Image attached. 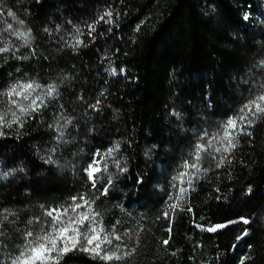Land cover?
<instances>
[{"label": "trees", "instance_id": "obj_1", "mask_svg": "<svg viewBox=\"0 0 264 264\" xmlns=\"http://www.w3.org/2000/svg\"><path fill=\"white\" fill-rule=\"evenodd\" d=\"M0 48V264L53 209L104 230L59 264H264V113L222 140L264 95V0H0Z\"/></svg>", "mask_w": 264, "mask_h": 264}, {"label": "snow or ice", "instance_id": "obj_2", "mask_svg": "<svg viewBox=\"0 0 264 264\" xmlns=\"http://www.w3.org/2000/svg\"><path fill=\"white\" fill-rule=\"evenodd\" d=\"M9 16H14V14L9 11ZM107 15H111L108 13ZM245 20L248 19L247 16L244 17ZM20 24H23V21H19ZM11 28V25H9ZM6 48H0V51H7ZM113 73L115 69H112ZM25 89L33 88L32 84H28L24 86ZM55 93L54 86H49L47 95H53ZM20 95L17 93L15 89L12 90L10 95ZM40 97H37L35 100L32 101L31 105L28 107H19V111L22 113H27L29 110L35 111L37 108V100H40ZM261 102H264V95L257 97L253 100L250 104L244 106L241 109V113L238 117H234L229 119L226 124V131L222 137V140L225 141V146L223 151L229 152L232 148L235 147L234 140V133L235 131H243L245 125H251L254 122V119L258 117L260 114L264 113V107H262ZM13 104H16V101H13ZM15 117V113L12 114ZM4 117L0 116V121H3ZM18 121V118L16 119ZM210 143V142H209ZM203 147V146H198ZM217 152L221 151L220 148L216 149ZM199 160V155L196 157ZM192 167H196L195 164ZM99 169H94L91 165L89 167V178H93V172L98 171ZM181 191H184L181 189ZM249 192L251 189L249 188ZM76 199L75 197L73 198ZM83 200V206H87L89 201L85 199L83 196L80 197ZM82 205L76 204L74 205L72 211L75 212L76 209L81 208ZM174 208L175 205H172ZM56 213V215H54ZM48 216L52 217V224L49 227L48 231H44L43 229L41 232L34 234L32 231H28L25 233V243L23 248L21 249L18 256L11 260V264H28V261H32V264H59V259L67 252L76 248L77 244L79 243V237L81 235L80 228L87 222L89 227L87 229L86 234L84 235L85 243L88 247H84L81 250L83 251H90L95 255H99L101 249V233H103V228L99 230L96 227L91 226L92 220L94 219L88 213L81 212L74 217H68L67 219H62V215L67 217L68 210L64 209L61 213L57 209H53L47 213ZM167 215V213H165ZM243 223H249L246 218H240ZM223 227V225L217 226ZM208 231H216V227L209 228ZM69 233L71 235H69ZM247 235V231L237 237V239H243V236ZM117 240L120 239L119 236L116 237ZM71 240V245H69L68 241ZM95 241V244H94ZM103 241L107 243H111L106 236L103 237ZM165 244L168 243L167 240L164 241ZM94 245V246H93ZM104 260H120L122 257L117 255L115 252L111 254L104 255L102 257ZM243 264V260L241 261Z\"/></svg>", "mask_w": 264, "mask_h": 264}, {"label": "rangeland", "instance_id": "obj_3", "mask_svg": "<svg viewBox=\"0 0 264 264\" xmlns=\"http://www.w3.org/2000/svg\"><path fill=\"white\" fill-rule=\"evenodd\" d=\"M69 235H71L70 233H69ZM32 263V261H28V264H31Z\"/></svg>", "mask_w": 264, "mask_h": 264}]
</instances>
